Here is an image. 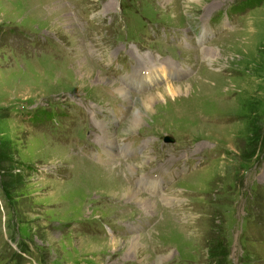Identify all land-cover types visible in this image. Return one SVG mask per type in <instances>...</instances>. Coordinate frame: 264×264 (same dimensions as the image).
I'll return each mask as SVG.
<instances>
[{
    "label": "rangeland",
    "instance_id": "374dc122",
    "mask_svg": "<svg viewBox=\"0 0 264 264\" xmlns=\"http://www.w3.org/2000/svg\"><path fill=\"white\" fill-rule=\"evenodd\" d=\"M191 2L0 0V264H264V1Z\"/></svg>",
    "mask_w": 264,
    "mask_h": 264
},
{
    "label": "bare ground",
    "instance_id": "6f19581e",
    "mask_svg": "<svg viewBox=\"0 0 264 264\" xmlns=\"http://www.w3.org/2000/svg\"><path fill=\"white\" fill-rule=\"evenodd\" d=\"M190 2L191 1H193V2H195V3H199L198 2V0H189ZM192 3V2H191ZM194 3V4H195ZM89 77V76H88ZM158 77V76H157ZM157 79H159V78H157ZM132 83V82H131ZM169 88V87H168ZM174 88H178V90L180 89V86H178V87H174ZM126 89H127V86L126 85H123V84H121V86H119V88H118V90L116 89V91L118 92V94L119 95H121V96H126V97H129L128 96V93H127V91H126ZM167 88H164L163 89V91H167L166 90ZM171 89V88H170ZM176 90V89H175ZM170 92H172V91H170ZM174 92V91H173ZM168 93V92H167ZM166 94V93H165ZM152 98V96H149V97H147L145 100H144V102L145 101H147L148 102V100H150ZM147 104V103H146ZM145 105V104H144ZM145 108V107H144ZM136 116H133L132 118H130V120L128 121L129 123H131L130 125H128L127 127L125 126L124 127V129H126V128H128L129 127V129L130 128H132L133 127V123L134 122H136ZM106 123V122H105ZM110 123V122H109ZM126 124V123H125ZM103 125L104 126H106L107 127V130H108V124H104L103 123ZM110 126V125H109ZM108 135H109V133L107 132V136H105L106 137V141L108 142V144L107 145H109V147H113V141L112 140H110L109 139V137H108ZM102 140H105L104 138H102ZM107 148V147H106ZM109 149V148H108ZM110 158H112V157H110ZM130 167V166H129ZM132 167V166H131ZM131 169H133V167L131 168ZM137 182H142V180L140 179V180H138ZM145 186H147V187H150V188H152V189H154L155 190V188L158 186V184H156V183H150V182H145ZM125 188H126V186H125ZM140 194L138 193V191H135V190H133V189H131V188H128V189H126L125 190V196L124 197H130L131 199H138L137 197L139 196ZM128 199V198H127ZM137 240V239H136ZM136 247H138V244H136L135 245Z\"/></svg>",
    "mask_w": 264,
    "mask_h": 264
},
{
    "label": "trees",
    "instance_id": "16d2710c",
    "mask_svg": "<svg viewBox=\"0 0 264 264\" xmlns=\"http://www.w3.org/2000/svg\"><path fill=\"white\" fill-rule=\"evenodd\" d=\"M264 0H245V2H242L241 4H239L238 8L236 10H234V14L240 11H243L244 9H248V8H254L259 6L260 3H262ZM42 115H31L30 116V121L31 122H35L37 119L39 118H43L44 121H46L48 118H50V114L47 113H41ZM43 116V117H42ZM2 170V169H1Z\"/></svg>",
    "mask_w": 264,
    "mask_h": 264
},
{
    "label": "water",
    "instance_id": "95a60500",
    "mask_svg": "<svg viewBox=\"0 0 264 264\" xmlns=\"http://www.w3.org/2000/svg\"><path fill=\"white\" fill-rule=\"evenodd\" d=\"M164 140H165V141H172V140H171L170 138H168V137H165Z\"/></svg>",
    "mask_w": 264,
    "mask_h": 264
}]
</instances>
